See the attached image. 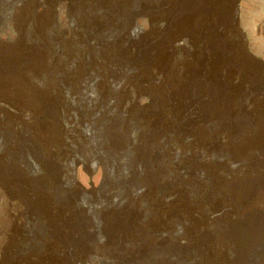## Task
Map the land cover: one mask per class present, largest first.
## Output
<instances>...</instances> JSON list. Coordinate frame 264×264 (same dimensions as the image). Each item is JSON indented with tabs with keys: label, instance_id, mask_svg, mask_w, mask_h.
<instances>
[{
	"label": "rangeland",
	"instance_id": "rangeland-1",
	"mask_svg": "<svg viewBox=\"0 0 264 264\" xmlns=\"http://www.w3.org/2000/svg\"><path fill=\"white\" fill-rule=\"evenodd\" d=\"M47 1L49 0H46V1L36 0V3L40 4L39 9L41 13L45 11L44 14H46V16H49L48 7L47 5H45ZM78 1L83 6H85L83 10H80L77 8L73 14H69V12L66 11L67 8H66V5L64 4L66 3V1L60 0L54 6V13H52L51 11V17L53 16L50 22L51 28L43 29V31L37 30V28H30L29 30L30 39L33 40L34 43L36 44L37 42L41 43L42 41L48 42L50 39V35H53L52 39L56 38L58 41H62L63 39V41L69 42L67 44L68 46L75 39L76 33L80 32V30L83 29V42L81 44L82 47L80 46L79 48L80 50H73V51L67 52L66 50L64 51L63 46L61 44H57L55 48L56 55L53 60L58 59L59 62L61 63V66L57 74L50 81L51 86L62 88L61 92L56 93V95L59 98H61L63 101H66L68 104L73 105L74 103V105L77 106L78 109L79 108L81 109V110L79 109V111L81 112L84 111L82 114H84L85 116L88 115L87 120L89 117L91 118L90 123L88 124L85 122V124L79 130L81 133L84 132V134L82 136L75 135L74 136L75 138L73 137L74 142L72 141L69 142V146L71 150L70 157H73L75 160H77L75 171L78 177V184L80 185V188L75 187L74 186L75 184L73 185L72 181H70L72 180L69 174L70 172L67 170L68 168H66L64 165V169L66 170V172H68L69 175L67 176L60 175V178H61L60 180L62 181V184L56 189V194L59 196V198H61L63 195L72 196L75 198L73 200L75 202V203L73 202V204L76 205L77 207V211L75 212V220L76 219L78 220L77 222L79 223V225H83L85 223L91 226L90 233L88 232L83 233L84 237L81 236L78 238L80 241L79 248L75 251L69 250L66 252V256L70 260L69 264H76V263L77 264H94V263L95 264H134L135 262H136L135 264H158V263L159 264H198V263L207 264V262L208 264H219V263L220 264H264V190L257 196V198L254 201V203L257 204V209H254L255 211L251 208L253 205L251 206L242 205L243 207L239 206L237 209L236 208L232 209V206H228V209H227L228 212L225 211L224 212L225 214L223 213L224 215L223 214L220 215V217H223V221L225 217L228 220H225L224 222H222L221 225H218L217 221L212 225L210 224L209 226L210 228L208 229V232L210 231L211 232L209 233V236L210 235L212 236L213 234L212 237L210 236L212 241L209 244H207V246L210 245V249H209L210 251L204 250V247L198 248V249H193V247L189 249H181L179 244H175V242L172 239H166L167 243H165V245L161 247L162 249L157 250L158 252L157 251L152 252L144 257L140 255L138 256V253L134 252V249H132V245H133L132 241H125V242L122 241L120 243L121 249H117V250L114 249V224L111 225L110 226L111 228H110L108 225V221L112 217H114V213L126 211L128 208H131L130 206L134 204L135 201L137 202V200L141 202V204L143 203L141 208L139 209L140 210L139 213L143 209H146L145 208L146 204H145V201H143L142 193L144 192L143 191L145 189L144 187L147 185L149 174L151 175V172H156L160 170L164 172L161 175L163 176L167 175L166 176V179H167L170 177L169 175L171 173L174 174L176 172V169H179V162L181 160L184 162L186 166L192 167V168L195 167V170L193 169V172L196 175H194L192 178V180L194 179L193 180L194 183H192L191 185L185 186V183H186L185 180L180 179V180H183V181H180L182 184L180 185V188L184 189V192L186 195L184 196V200L188 204L193 205V204H196L197 201H198L197 204L201 203L204 199L208 197L209 198L215 197L217 199H221L222 195L226 194L228 191H231V190L233 191V186L229 187V190H228V186H230L229 184L232 183L231 182L232 175L230 176L228 174L234 172L233 168L241 169L240 167H243V166H242L241 161H239V163L238 161H236L237 163L234 162V163L228 164L227 163V161H229V159H227L228 157H224L228 155L223 156L222 158L223 162L220 159L219 160L214 159L211 161H208L207 159L201 160L202 155H199L197 157V160L195 159L194 161L191 160L190 157L193 153L189 151V148L190 150H193L196 148L195 141L193 143L185 145L186 149H182L178 145H175V146L173 145L172 147V139L169 136H164V138L163 137L159 138V135L161 134L159 130L154 132L153 130L155 129L150 125L151 124L150 122L142 121L141 119L138 118L137 115H134L135 110L131 107V105L133 104L128 103L127 98L132 95V92H133L132 89L134 88V86H132V83L130 82L128 77L130 78L131 76H134L136 72L132 71L130 68L127 69V67H125L124 64L120 65L119 63V64L111 65V69L109 72L110 75L112 74V71L116 73V77L114 78V83H109V81L105 79L103 76V72L105 73V70L104 68H102L101 64L105 62L103 61L104 59L102 57L103 56L102 53L104 52V50L107 51V53H113V52L119 51L121 53L131 54V56H134L136 54L135 48L142 45V43L144 42L143 38L138 39L139 42L135 38L133 41L135 42L136 40L137 44L131 45L129 40L124 36L125 32L134 28V23L136 22V20L132 19L131 18L132 16H137V14H140L142 9L148 8L147 7V4H148L149 8H151L150 10L157 16H161V17L166 16L165 18L170 17V20L167 22L163 20L160 21L161 30L158 32L159 39L163 41L164 46H166L165 49L167 48L166 49L167 51L169 40L174 37L178 38V36H181L184 33V30H183L184 28L182 27L181 24L184 22L183 20L189 18L188 10L191 8L190 5H192L193 0L192 1L191 0H113V1L108 0L109 4H107L105 0H97V1L96 0H85V1L78 0ZM25 2L26 4H28V3L35 2V1L34 0L33 1L24 0V3ZM138 6H141L142 8ZM5 7L7 6L4 5L2 8V17L3 19L4 18L8 19L9 8L7 7L5 11L4 9ZM36 12L31 11V13L30 12L29 13L33 15H38V13ZM231 13L226 15L227 19H225L226 18L225 16L223 21H222V16L220 13L219 14L216 13L211 18L199 20V23L201 25L203 24V27H205V29L209 31V35L210 33L211 35H213V37L208 38L209 40L201 36H196L198 41L201 39L202 40L201 42H195L192 39H189L184 34L182 35V38L179 40V42L181 43V46L179 48L176 47V49L172 50V53H171L172 58H170L171 70L169 71V73L165 75L166 77L164 76L165 77L164 81L174 91L173 92L170 89V91L177 96L179 100L178 101L179 108L181 109V111L183 110L182 112L184 116L190 122H192L193 124L203 123L205 120L207 122L208 119L204 118V116L208 115L212 111H217V109L222 106H220L219 104H216L210 107V105H207L208 103H206L205 106L198 107L194 104L196 100L195 95L197 94L198 91L205 90L206 88L208 92H211V91L213 92L219 87L220 88L224 87L223 86L224 84L220 82L218 79H217L218 80L217 82L204 81L202 84V82L196 80V77H199V78H203L204 76L209 77V75L215 69V64L220 63L221 61L224 62V59L230 60L231 64L229 65L232 66L234 70L237 69L239 73L241 71L243 72V73L241 72L243 75L240 73V76L243 77V78L241 77V80L244 82H242L241 86L239 87V90L241 89L240 91L243 92L244 93L243 95L245 96H242V99L239 101V103L233 102L231 106L228 105L233 110L232 116L228 120V123L230 124L234 122V117H235V121H236L235 123L238 125L240 124L241 126L240 130L248 132L249 130L252 129L250 127L251 126L250 123L253 122L257 117L259 119L261 115L260 110L264 109V105H262L263 104L262 100L264 102V0H235L234 8L231 11ZM220 22L225 23L226 27L224 25L222 26L221 24H219ZM199 23L196 24L195 28L199 25ZM36 24H39V23H36ZM94 25H97L101 32V36L98 39H95V38L93 39V37L88 38L87 34L84 35L85 33H87L86 30H89V28H91L90 26H94ZM60 28L62 31L60 30ZM113 31L114 33H112ZM146 31L149 32V29L148 30L146 29ZM151 33L152 32L148 34V39L152 41L153 40L152 37L155 34L152 35ZM230 57L232 58L230 59ZM113 58L114 57H112V59ZM66 61H67V65L65 64ZM199 61L200 63H198ZM208 63L213 64L211 65L210 70H208L204 66L205 64H208ZM183 65H185L184 66L185 68L183 67ZM78 66H79V69H78ZM87 67L88 68L91 67V68L87 69ZM119 67L121 69H119ZM204 68H206L205 71L207 70V72L204 71ZM71 69H73L75 72L76 70L77 71L82 70V72L84 71V75L90 76V77L92 76L93 78L91 77L92 80L90 79L91 81H88V83L74 82L75 83L74 84L72 83V81H70L72 78L73 72H74ZM125 69L127 72H125ZM197 70L199 72H197ZM119 71H121V73ZM100 72H102V74ZM127 73H130V74L128 75ZM200 75H203V77H201ZM244 78H246L247 80L249 79V80L246 81V79ZM206 79L208 78H205L204 80ZM33 81L35 83L34 85L35 88L37 87L42 88L44 84L43 83L44 77L39 75V77L35 78ZM72 84H74L73 88H71ZM210 88H211V91H210ZM253 88L255 90H253ZM74 89L77 91L79 90V91L76 93ZM72 91H74V93ZM127 93L129 94V96ZM81 95L83 96V99L80 97ZM75 96L80 97V98H75ZM107 96L109 97L107 98ZM247 96L248 97L250 96V97L248 98ZM109 99L110 101L112 100L111 103ZM114 104L115 106H113ZM126 105H128L129 108ZM207 106L209 108H207ZM24 111L28 113V111L26 110ZM25 112L22 114L23 116L21 115L24 119H26L28 116ZM228 112L229 111L227 109L222 108V110L219 112L220 117L210 121V124L213 125V124H219V123L224 122L226 119V116L228 115ZM253 112L256 114L252 115ZM197 120H200V121H197ZM1 121H2L0 122V168L1 170L6 171L8 166L10 165H13L14 168H16V167H19L20 164H22L25 166L23 167L25 172L23 171L22 167L21 169H19L21 171L18 174V180L20 182L25 181L24 180L25 178H27L26 180L41 179L42 178L41 176L43 175V173L41 171L39 161L42 158L39 154L37 155V152L35 150H33V152L30 153L29 147L24 143V142H27L28 140H31L32 137L27 135L29 134L28 132H25V133L14 132L13 128L8 127L5 123H3V120ZM5 131H8V132H5ZM144 131H145V134L143 133ZM152 132L155 133V136ZM156 132L158 135L156 134ZM141 133H143L142 135L143 137L141 136ZM9 134H11L12 136L11 135L9 136ZM149 135H152V136L149 137ZM19 136H23V139L22 137L19 138ZM144 139H147L148 141ZM40 147H42L41 144H40ZM15 149H18V153H22V154L12 155L11 152ZM256 149H257L256 146L253 148H248V149L246 148L247 156L250 155L252 159L258 158L259 154L256 152L257 151ZM132 153H133V157H132ZM147 155L149 156L148 158H147ZM250 156H249V159H251ZM154 157L156 158L154 159ZM12 158L13 159L17 158V161L14 162L13 160H11ZM67 162H69V160H67ZM212 162L213 164H210ZM17 163H20V164L18 165ZM238 164L240 166H238ZM170 167L174 172L169 170ZM149 169L151 170L149 171ZM180 170L183 171V170H188V169L185 167V169L183 170L180 169ZM227 170L229 171L227 172ZM183 175L184 173H182V176ZM65 176L68 179H66ZM151 179H150V182H152ZM63 180L65 183L63 182ZM19 181H18V184H19ZM18 188L19 187L17 188L15 187L14 190L17 196L19 197V200L14 199V201L9 198V195L6 193L5 189L3 188H1L2 190L0 189L1 190L0 191V264H49L48 255H47V253L50 252L49 221H46V219L45 220L39 219V213H38L39 204H38L37 197H36L35 205H34L32 202V199L30 198L31 197L30 192L25 195L19 194L18 190L20 188L19 189ZM123 190L128 192V197L127 199H123V202L121 203L119 202L115 203L116 206L114 204L109 205V206L105 205L104 201H102L104 196H107V194L114 196L116 193L122 194ZM207 191H208V194H207ZM200 193H203V195ZM126 202H129V203H126ZM99 203H102V204L104 203V204L103 205L100 204L99 206ZM11 206L12 207L14 206L13 208H15V210L18 213V215L14 218V220L10 218L7 212L11 208ZM196 208L201 209L199 204L196 205ZM231 209L233 210V212ZM241 209L243 212H241ZM238 211L241 214H239ZM229 212L233 214L231 215V213ZM228 215H230L231 217L229 218ZM142 217H145L144 213ZM235 218H238L240 222L237 221ZM212 228L217 232L215 233V231ZM181 232H182L181 228L180 227L177 228L176 233L179 235L181 234ZM89 235H91L92 237ZM216 244H220L221 246L220 245L216 246ZM107 246H109V248ZM186 250H189V252H186L187 254L186 253L184 254L187 257H183L182 251H186ZM86 251H89L91 253L87 256L86 259H84L83 261H77L75 259L77 256H80L81 254L85 255L87 253ZM115 251L118 252L117 254L119 255V257L117 258L118 259L117 263L116 262L114 263L111 257L106 256V254H113ZM195 251L196 252L198 251L197 252L198 254L194 257L196 261L193 257H191L193 256ZM133 252L137 255H134ZM209 253H211V255ZM173 255H176V256H173ZM177 255H179L178 258H177ZM152 257H154V259ZM138 258L141 263L138 261ZM168 258L169 259L171 258V259L169 260ZM73 261L74 262L76 261V262L74 263ZM203 261H205V263Z\"/></svg>",
	"mask_w": 264,
	"mask_h": 264
},
{
	"label": "bare ground",
	"instance_id": "bare-ground-1",
	"mask_svg": "<svg viewBox=\"0 0 264 264\" xmlns=\"http://www.w3.org/2000/svg\"><path fill=\"white\" fill-rule=\"evenodd\" d=\"M34 1L35 2H31V3L26 4V2L24 3V0H0V122H2L1 120H3V123H5L8 127L13 128L14 132H16V133H25V132L29 133L27 135L31 136L32 139L28 140L27 142H24V143L29 147L30 153L33 152V150H35L37 152V155L39 154L41 156L42 159L41 160L39 159L40 160L39 165L41 167V171H42L43 175L41 176L42 177L41 179H39V177H38L39 180H36V179L26 180L27 178H25L23 176L25 178V179L23 178L25 181L20 182L18 180V174H19V172H21L19 169H21V167L23 169V167H25L24 165L17 163L18 165L19 164L20 165H19V167H16V168H14L13 165H10V166H8L6 171H2L0 168V176H1V178H0V189L1 188L5 189L6 193L9 195V198L13 201H14V199L19 200V197L17 196V194L14 190L15 187L16 188L19 187L21 189L20 190L18 188L19 194L25 195V194H28L30 192V194H31L30 198L32 199V202L34 205H35V200L37 197L38 204H39V211H38L39 219L40 220L46 219V221H49V227H50L49 228V232H50L49 247H50V252L47 253L49 264H69L70 260L66 256V252L69 250L75 251L79 248L80 241L78 238L83 236V233H86V232L90 233L91 226L88 224H85V223L83 225H79V223L77 222L78 220L77 219L75 220V212L77 211L76 205L73 204V202H74L73 200L75 198L72 196H64V195L61 198H59V196L56 194V189L62 184V181L60 180L61 179L60 175H66L67 176L69 174H70V177L72 179L70 181H72L73 185L75 184L74 185L75 187L80 188V185L78 184V177H77V174L75 171L77 160H75L73 157H70L71 150H70L69 142H71V141L74 142L73 140L75 138L74 137L75 135H81L82 136L84 134L83 131H82L83 133H81L79 130L85 124V122L89 124L91 118L89 117L87 120L88 115L85 116L84 114H82L84 111H82V112L79 111L80 108L78 109L77 106L74 105V103H73V105L68 104L66 101H63L61 98H59L56 95V93L61 92L62 88L51 86L50 81L57 74V72L61 66V63L59 62L58 59L53 60L55 55H56L55 48H56L57 44H61L63 46L64 51L66 50L67 52L73 51V50H80L79 48H80V46L82 47L81 44L83 42V29H81L80 32L76 33L75 39L68 46H67V44L69 42L63 41V39H62V41H58L56 38L52 39L53 35H50V39L48 42L42 41L41 43H38V42H37V44L34 43V41L30 39V35H29L30 28H37V30H41V31H43V29H46V28H51L50 22H51V18L53 17V16L51 17V11H52V13H54V6L60 0H49L45 3V5H47V7H48L49 16H46V14H44V12H45L44 10H43L44 12L41 13V11L39 9L40 4L36 3V0H34ZM44 1H46V0H44ZM65 1H66V3H64V4L66 5V8H67L66 11H68L69 14H73L77 8L80 10H83V8L85 7L78 0H65ZM102 2H104V1H102ZM105 2L107 4H109L108 0H105ZM145 4H147V3H145ZM234 4H235V0H193L192 5H190L191 8L188 10L189 11V18L183 20L184 22L181 24L182 27L184 28L183 29L184 33L183 32L182 33L185 36H187L189 39H192L195 42H201V40H202L201 39L198 41L196 36H201V37L207 38V40H209L208 38L213 37V35H211V33L209 35V31L207 29H205V27H203V24L201 25L199 23V20L208 19V18H211L216 13L217 14L220 13L222 16V21H223L224 17L226 15H228L229 13H231V11L233 10ZM4 5L9 8L8 19H6V18L3 19V17H2V8ZM125 5H126V3H125ZM127 5H129V4H127ZM7 7L4 8L5 11H6ZM138 7H141V6H138ZM147 7L148 8L143 7L144 9H142V11L140 10L141 12H140V14H137V16L131 17L132 19L136 20V22L134 23V28L125 32V34H124V36L129 40L131 45H136L137 44L136 40L138 41V39H140V38H143L144 42L142 43V45L135 48L136 54L134 53L135 54V55L133 54L134 56H131V54H124V53H121L119 51L113 52V53H107V51L104 50V52L102 53V55H103L102 57L104 59L103 61H105V62H103L101 64L102 68H104V70H105V73L103 72L104 78L107 79L109 81V83H114V78L116 77V73L114 71H112V74L111 75L109 74L110 69H111V65L119 64V63H120V65L124 64V66L127 67V69L130 68L132 71L136 72V74L134 73L135 75L131 76L130 78L127 76L128 79L130 80V82L132 83V86H134V88L132 89L133 90L132 95L127 98V102L133 104V105H131V104L130 105L135 110L134 115H137L138 118L141 119L142 121L150 122L151 123L150 125L155 129V130H153L154 132L157 130H159L161 132V134L159 135V138L160 137L164 138V136H169L172 139V147H173V145L174 146L178 145L182 149H186L185 145H188V144L193 143L195 141L196 148L193 150H190V148H189V151H191L193 153L190 157L191 160H193V161H194V159L197 160V157L199 155H202L201 160L207 159L208 161H211L214 159L215 160L220 159L223 162V159H222L223 156L228 155V156H224V157H228L227 158V159H229V161H227L228 164L234 163L236 161H238V163H239V161H241L243 167H240L241 169H234L233 168L234 172L228 174L230 176L232 175L231 176V182L233 183V184L228 183L230 185V186H228V190H229V187L233 186V191L232 190L228 191L226 194L222 195V197L220 196L221 199H217L215 197H212V198L208 197V198L204 199L201 203H198L201 209L196 208V205H198L197 204L198 201L196 202V204H193V205L188 204L184 200V196H186L184 189L180 188V185H182L180 181H183L180 179L185 180V182H186L185 186L191 185L192 183H194L193 182L194 179L192 180V178L194 175H196L193 172V169L195 170V167L192 168V167L186 166L184 164V162L180 159L181 161L179 162V169H176V172L174 174L171 173L169 175L170 177L167 179H166L167 175L166 176L161 175L164 172H162L160 170H158L156 172H151V175L149 174L147 185L144 187L145 189L144 190L142 189L144 191L142 193V197H143V201H145V204H146L145 208L146 209H143L139 213V211H140L139 209L141 208L143 203L141 204V202H139L137 200V202L135 201V203L130 206L131 208H128L124 212L114 213V217H112L108 221L109 227L114 224V249L115 250L121 249L120 243L122 241H124V242L125 241H132V244H133L132 249H134V252L138 253V256L140 255V256L144 257V256H146L152 252H156L157 250L162 249L161 247L164 246L165 243H167L166 239H172L175 242V244H179L181 249H189L192 247H193V249H198V248L204 247V250H209L210 245L207 246V244H209L212 241V239L210 238L211 235L209 236V233L211 231L208 232V229L210 228L209 226H210V224L211 225L214 224L216 221L218 222V225H221L222 222H224L225 220H228L225 217V219L223 221V217H220V215H222L225 211H227L228 206H232V209H234V208L237 209L239 206H242V205H245V206L253 205L251 208L253 210L257 209V204H255L254 201L257 198V196L264 190V109L260 110L261 115H260L259 119L257 117L253 122L250 123L251 124L250 127L252 129L249 130L248 132L240 130L241 126H240V124L238 125L235 123L236 122L235 117H234V122H232L230 124L228 123V120L231 118L232 111H233L232 108H230L229 106H231V104H233V102L239 103V101L242 99V96H245V95H243L244 93L240 91L241 89L239 90V87L241 86L242 82H244L241 80L242 76H240V73L242 71L239 73L237 69L234 70L232 68V66L229 65V64H231L230 63L231 61L224 59V62L221 61L220 63L215 64V69L209 75V77L208 76L203 77V75H200L204 79L205 78H208V79L204 80L203 78L196 77V80L202 82V84L204 81H215V82H217L219 80L220 82H222L224 84L223 85L224 87H221V88L219 87L216 90L214 89L215 91H213V92L211 91V88H210L211 92H208L207 88L205 89L206 91L205 90L198 91L197 94L195 95L196 100L194 102V104L198 107L205 106L206 103H208L207 105H210V107H212L216 104H219L222 107H219L217 109V111H212L208 115H205L204 118L208 119L207 122L205 119H204L205 121L203 123H199V124L198 123L193 124L192 122H190L184 116V114L182 112L183 110L181 111V109L179 108V105H178L179 100H178L177 96L170 91V89L172 90V88L167 83H165V81H164V78L166 77L165 75L167 73H169V71L171 70L170 58H172L171 57L172 50L176 49V47L179 48L181 46V43L179 42V40L182 38L183 34L181 35L179 33L181 36L177 35L178 38L174 37V38L170 39L169 43H168V50L166 51L167 48L165 49L166 46H164L163 41L161 39H159L158 32L161 30L160 21L163 20V21L167 22L170 20V17L165 18L166 16H163V17L157 16L156 14H154L150 10L151 8H149L148 4H147ZM27 8H29V9H27ZM31 11H34V12L37 11L36 13H38V15H33L34 14L33 12H32L33 14H30ZM39 13H41V14H39ZM231 14H233V13H231ZM118 15H120V14H118ZM110 17H111V15H110ZM113 18H115V17H113ZM225 19H227V16ZM34 21L36 23H39V24H36ZM92 22H94V21H92ZM196 22L199 23V25L195 28V26L197 24ZM210 23H212V22H210ZM219 24H221L222 26L224 25L226 27L225 23H223V22H220ZM53 26H55V25H53ZM90 27L91 28H89V30H86L87 33H85L84 35L87 34L88 38L93 37V39L94 38L98 39L101 36V32H100L98 26L94 25V26H90ZM53 29H54V27H53ZM58 29H59V27H58ZM146 29L147 30L149 29V32H147ZM60 30H61V28H60ZM106 30H108V29H106ZM63 32H65V31H63ZM150 32H152L151 33L152 35L155 34L152 37V39H153L152 41L148 39V34ZM112 33H114V31ZM112 37H113V35H112ZM66 38H67V36H66ZM135 38H136V40L134 42L133 40ZM115 39H117V38H115ZM66 40H68V39H66ZM122 40H124V39H122ZM119 42H120V40H119ZM197 44H199V43H197ZM82 52H83V50H82ZM129 52H130V50H129ZM89 57H91V56H89ZM112 57H114V58L112 59ZM231 58L232 57H230V59ZM61 62H62V60H61ZM68 62H69V60H68ZM198 63H200V61ZM65 64L67 65V61ZM211 65H213V64L208 63V64H205L204 66L208 70H210ZM232 65H234V64H232ZM184 66L185 65H183V67ZM196 67H198V66H196ZM90 68L87 67V69H90ZM98 68H100V67H98ZM206 68H204V71ZM78 69H79V66H78ZM93 69H95V68H93ZM116 69H118V68H116ZM119 69H121V68L119 67ZM201 69H202V67H201ZM71 70H73V69H71ZM74 72H73L72 78L70 80V81H72V83H74V82H76V83H79V82L88 83V81L92 80L91 79L92 76L90 77V76L84 75V71L82 72V70H79V71L76 70V72L75 73ZM119 72L121 73V71H119ZM125 72H127L126 69H125ZM197 72H199V71L197 70ZM205 72H207V70ZM100 73L102 74V72H100ZM130 73H127V74L129 75ZM200 74H201V72H200ZM39 75L44 77V81H43L44 84H43L42 88H39V87L35 88L34 87L35 83L33 80L35 78L39 77ZM121 76H122V74H121ZM244 79H246V78H244ZM248 80L246 79V81H248ZM53 81H54V79H53ZM119 81H121V80H119ZM74 84H72L71 88H73ZM69 85H71V84H69ZM212 89H213V87H212ZM85 90H86V88H85ZM124 90H125V88H124ZM253 90H255V89L253 88ZM74 91L77 93L79 90L77 91L74 89ZM74 91H72V92L74 93ZM259 94H261V93H259ZM128 96H129V94H128ZM250 96H252V95H250ZM80 97L83 99L82 95ZM80 97L75 96V98H80ZM108 97L109 96H107V98ZM253 97H254V95H253ZM109 101H110V99H109ZM111 101H110V103H111ZM119 102H121V101H119ZM254 103H256V102H254ZM262 103H263L262 105H264L263 100H262ZM80 104H82V103H80ZM224 104H226L227 106ZM113 106H115V104ZM126 106H128V105H126ZM109 107H108V109H109ZM128 108H129V106H128ZM207 108H209V107L207 106ZM222 108H225L229 111L228 115L226 116L225 121L222 123H219V124H213V125L210 124V121L220 117L219 112L222 110ZM183 109H185V108H183ZM24 110L28 111V113H26ZM132 110H130V111H132ZM23 111L28 115L26 119H24L22 117L23 116L22 114L24 113ZM249 111H250V109H249ZM195 113H196V111H195ZM254 114H256V113L253 112L252 115H254ZM235 115H233V116H235ZM89 116H91V115H89ZM197 121H200V120H197ZM135 123H136V121H135ZM132 129H134V128H132ZM166 131H167V133H166ZM5 132H8V131H5ZM143 133L145 134V131ZM143 133H141V136L143 135ZM153 134L155 136V133H153ZM156 134H157V132H156ZM10 135L11 134H9V136ZM150 136H152V135H149V137ZM20 137H22V139H23V136H19V138ZM144 140H147V139H144ZM161 140H163V139H161ZM161 142H163V141H161ZM18 144H20V143H18ZM40 144L44 149L42 147H40ZM167 146H169V145H167ZM255 146L257 147L256 152L259 154V156H258V158L252 159L251 156L249 155L251 158V159H249V156H247L246 148L247 149L253 148ZM171 149H173V148H171ZM174 149H175V147H174ZM177 149H179V148H177ZM159 150H161V149H159ZM157 151H158V149H157ZM187 151H188V149H187ZM256 152H255V154H256ZM251 153H253V152H251ZM11 154L12 155H15V154L20 155L22 153H18V149H15L11 152ZM154 155H156V154H154ZM23 157H24V155H23ZM132 157H133V153H132ZM148 157L149 156L147 155V158ZM165 157H166V155H165ZM136 158H138V157H136ZM142 158H144V157H142ZM155 158L156 157H154V159ZM184 158H186V157H184ZM11 160L16 162L17 158L16 159L12 158ZM67 160H69V162H67ZM225 160H226V158H225ZM210 164H213V162ZM64 165L66 168H68L67 170L70 172L69 174L64 169ZM140 165H138V166H140ZM144 166H146V165H144ZM224 166H223V168H224ZM238 166H240V165L238 164ZM185 167L188 170H183V169H185ZM260 168H262V169H260ZM180 169H182L183 171H181ZM198 169H200V168H198ZM219 169H220V167H219ZM150 170L151 169H149V171ZM169 170L173 171L171 169V167ZM207 170H208V168H207ZM215 170H216V168H215ZM229 170H227V172ZM23 171L25 172L24 169H23ZM167 171H168V169H167ZM179 171H181V172H179ZM182 173H184L183 176H182ZM66 176H65V178H66ZM66 179H68V178H66ZM150 179L152 180L153 183L150 182ZM18 181H19V184H18ZM63 182H64V180H63ZM173 182H175V183H173ZM200 182H199V184H200ZM204 183H206V182H204ZM199 187H201V186H199ZM197 188H198V186H197ZM200 192H201V190H200ZM200 194L203 195V193H200ZM207 194H208V191H207ZM205 195H206V193H205ZM127 197H128V192L123 190L122 194L116 193L114 196L107 194V196H104L102 201H104L105 205L109 206V205H113V204L115 205V203H117V202L121 203V202H123V199H127ZM57 198L60 200H58ZM126 203H129V202H126ZM100 204H102V203H99V206H100ZM13 207L11 206V208L7 211L8 215L10 216V218L12 220H14V218L18 215L17 211ZM128 207H129V205H128ZM232 212H233V210H232ZM241 212H243L242 209H241ZM143 213L145 214V217H142ZM229 213H231V212H229ZM232 214L233 213H231V215ZM239 214H241V213L239 212ZM228 216H229V218L231 217L230 215H228ZM235 219L237 221H239L238 218H235ZM233 224H234V222H233ZM236 226H238V225H236ZM179 227L181 228L182 232H181V234L178 235L176 233V230ZM218 229H220V228H218ZM222 231H224V230H222ZM231 231H233V230H231ZM216 232L217 231H215V233ZM89 236H91V235H89ZM212 236H213V234H212ZM219 245L220 244H216V246H219ZM107 247L109 248V246H107ZM168 250H170V249H168ZM201 250H203V249H201ZM198 251H200V250H198ZM86 252H85L86 253L85 255L81 254L80 256H77L75 259L77 261H83L84 259L87 258V256L89 254H91L89 251H86ZM186 252H189V250L182 251L183 257H187L186 255H184ZM192 252H194V251H192ZM192 252H190V253H192ZM197 252L195 251V253L191 257L194 258L198 254ZM204 252H206V251H204ZM215 252H217V251H215ZM117 253L118 252L115 251L113 254H106V256L111 257L113 262L117 263V261H118L117 258L119 257V255ZM135 253H134V255H137ZM72 254H73V252H72ZM209 254L211 255V253H209ZM219 255H221V254H219ZM173 256H176V255H173ZM178 257H179V255H177V258ZM139 258H138V261H139ZM152 258L154 259V257H152ZM152 258H150V259H152ZM207 258H209V257H207ZM45 259H47V258H45ZM140 260H142V259H140ZM195 261H196V259H195ZM158 262H159V260H158ZM203 262L205 263V261H203ZM184 263H185V261H184ZM207 264H208V262H207Z\"/></svg>",
	"mask_w": 264,
	"mask_h": 264
}]
</instances>
